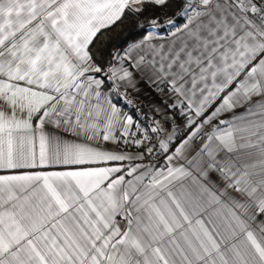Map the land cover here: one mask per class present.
<instances>
[{
	"label": "snow or ice",
	"instance_id": "snow-or-ice-1",
	"mask_svg": "<svg viewBox=\"0 0 264 264\" xmlns=\"http://www.w3.org/2000/svg\"><path fill=\"white\" fill-rule=\"evenodd\" d=\"M173 3L184 23L168 19L167 24L175 27L171 35L179 43L173 40L156 51L159 60L148 61L149 80L168 86V93L177 96L170 107L187 121L189 132L175 156L202 141L191 159L185 157L195 175L183 166L168 168L166 174L157 171L142 191L133 181H127L128 188L119 187L124 176H111L120 167L0 176V264H264V148L260 170L253 171L250 153L247 159L227 155L253 146H237L234 132L243 129L226 120L213 123L254 96L264 97V0H0V77L7 76V81L0 79V169L142 159L143 152L133 157L63 141L44 126L52 124L86 140L102 136L116 141L118 109L107 98L108 108L100 105L98 89L104 81L89 74L104 72V66L89 45L122 18L138 22L149 10H167ZM159 21L154 15L151 27H160ZM151 39L148 34L133 42L124 56L114 59L139 68L145 58L131 53ZM108 71L109 80L134 87L127 69L110 66ZM233 83L235 88L205 115ZM260 109L264 112V104ZM101 113L105 117L99 122ZM126 122L131 124L132 118ZM207 125L211 131H205ZM163 131L159 123L152 128L153 133ZM121 136H129L127 126ZM149 139L145 135L134 143L151 154ZM168 142L159 141L161 150H169ZM260 142L264 144V135ZM222 151L224 157L219 156ZM184 177H191L197 192L178 198L165 182ZM141 210L147 223L132 215ZM117 215L127 220L123 231ZM213 217L222 220L217 223Z\"/></svg>",
	"mask_w": 264,
	"mask_h": 264
},
{
	"label": "crops",
	"instance_id": "crops-1",
	"mask_svg": "<svg viewBox=\"0 0 264 264\" xmlns=\"http://www.w3.org/2000/svg\"><path fill=\"white\" fill-rule=\"evenodd\" d=\"M172 32H170L167 35H159L156 32L155 28H151L149 30L148 34L152 35V39L147 42V45H145L140 49H135L131 53V55L136 57L137 59L140 56H143L145 58V63L141 64L139 68L131 67V61H125L124 64L121 65L117 60L116 63L113 65L117 69L123 67L124 69H127L132 73V78H133L132 83L134 84V87L128 84L127 81H119L118 79L115 78L113 80L108 79L113 88L115 87L116 84L120 85L116 89L121 92L122 97L125 101L126 100L136 101L138 104L142 105V107L147 113V116L151 120L150 123L152 124V128L156 127L157 124L159 123V125L165 129V131L163 132L156 133V135L158 136V142L155 144V148H154V150H158L162 153L161 162L156 163L155 165H150L146 162L148 153L144 150L142 146H137L134 143L135 140H139V139L135 138L134 135L133 118L129 113H126L122 110L121 106L112 99V97L110 96L108 91L104 89L102 84L100 89H98L101 92L100 105L103 108H108V104L106 102V98H107L118 109V114L116 117V120L118 122L115 123V127H114V135L118 138L116 141L113 140L104 141L102 139V136L97 138L96 140H86L84 137L78 138L71 133H64L62 130L56 129L52 124H45L44 126L45 132L48 133L50 136H59L61 140L70 143H83L93 148H100L109 151H117L133 157L143 152L144 154L142 159H126L124 161H108V162L91 163V164L90 163L50 164V165L38 166L36 168H15V169L5 168V169H0V176L21 175L28 172H40V171L63 172V171L84 170L87 168H94V167H120L122 169L121 172L114 173L111 176L112 179L120 175L124 176L125 183L119 187L121 189L128 188L127 181H133V184L137 186L138 190L142 191L144 185L150 184L151 177L157 171H163L166 174L168 168L183 166L186 169L192 170L193 174L195 175L194 167L188 164L187 159H185V157L191 159V157L194 156L195 153L200 149L202 142L200 146L196 149H193L190 144V146L185 151L184 156H179V157L175 156V148L179 146V143L187 136L189 132V129L186 127L187 121L184 117L178 115V109L170 107V105L174 102V100L177 99V96L175 94L168 93V86L159 81L152 83L149 80V77L152 76V70H151V65L148 64V61L152 59L159 60V56L156 55V51H159L161 46H163L164 49H167V47L173 40H176V42L179 43L177 37L171 35ZM130 45H128L125 48V50L120 56L125 55L126 50L129 48ZM148 45H151V48H149ZM119 74L120 73L118 72V75ZM89 75H93L95 76L96 79L102 80V78L99 77L97 73H90ZM109 75H111V73L108 71L107 77ZM0 79L7 81V76L0 77ZM12 83L18 84L21 87L27 86L24 81H14ZM235 86H236L235 83H233L227 89H225L224 92L220 93L219 96L214 101H212L211 107L208 108L205 115H207L209 112L214 110V108L217 107L222 101L223 96L226 95L233 88H235ZM32 87L35 88L36 86L33 85ZM161 89L163 91H161ZM90 99L92 100L93 104L96 103V98L94 95L91 96ZM0 103H2V101H0ZM260 104H264V97L254 96L251 102L245 103L241 106L234 107L228 111L223 112L219 116L218 120L213 122L215 124H218L219 120H226L234 124L236 127L243 129V131L241 132H234V136L237 138V146L240 143H249V142L253 146L244 147V148L237 147V150L235 152L227 153V155L233 157L241 156L242 158L247 159L246 154L250 153L251 160H249V163H254L256 165V167L252 170L257 172L260 170L259 161L262 158L261 149L264 148V144L260 142V136L264 135V112L261 111ZM249 109L251 111H249ZM93 112L95 114V109H93ZM17 115L18 116L21 115L19 109H17ZM129 116L132 118L131 124H127L126 122V117ZM104 117H105V113H101L99 122H102L104 120ZM124 126L128 127L129 130L128 137L121 136V132L123 131ZM35 127H36V121L35 119H33V128ZM220 127L228 128L229 125H220ZM211 128L212 126L209 125L208 131H211ZM253 132H255L256 135H252ZM169 135L173 136V139L170 142L167 141V137ZM240 137L244 138L243 141L240 139ZM124 140H128L129 143L125 144ZM160 140H165L166 142H168L169 150L167 152L161 150L159 145ZM35 145L38 154V150H39L38 136L36 138ZM147 146L150 147L149 144H147ZM225 155L226 153L224 151L219 153L220 157H224ZM168 156H173V159L170 162L167 159ZM133 167H137V170L133 172L131 175H129L128 173ZM144 173H147V175L144 176L143 180L137 181L135 179L136 176L142 175ZM212 175L215 178V174ZM106 183L107 182H105V186ZM165 183H167L168 190H171L174 194L178 196V198L181 195L187 196L189 193L196 194L197 192V186L193 183L191 177L172 179L171 183L168 182ZM128 190L131 192L130 188ZM160 195L162 197L167 198L166 191H161ZM221 212L227 213V209L222 208ZM132 215L133 217L140 215L144 217V223L148 222L147 214L143 210H141L140 213L133 211ZM213 218L217 220V223H220L222 220V217H213ZM115 221L122 231L127 228V220H125L122 215H117L115 217ZM133 226H135V220Z\"/></svg>",
	"mask_w": 264,
	"mask_h": 264
},
{
	"label": "trees",
	"instance_id": "trees-1",
	"mask_svg": "<svg viewBox=\"0 0 264 264\" xmlns=\"http://www.w3.org/2000/svg\"><path fill=\"white\" fill-rule=\"evenodd\" d=\"M178 2H182V0H178ZM177 12V4L173 3L167 10H149L147 15L141 16L138 22H133L131 17L122 18L115 24L101 30L94 39L93 44L89 46L94 58L104 66V72L97 73L104 81V89L108 91L112 99L121 106L124 112L131 115L134 125L141 124L145 127L151 120L142 105L136 101L124 100V102L114 96L113 87L107 77L108 69L116 63L115 56H120L128 45L140 41L148 34L149 30L153 28L150 25V20L154 15L160 16L159 23L161 26L155 28L159 35H167L175 30L173 25L167 24L168 19L174 20L177 25H182L184 20L176 15Z\"/></svg>",
	"mask_w": 264,
	"mask_h": 264
},
{
	"label": "built area",
	"instance_id": "built-area-1",
	"mask_svg": "<svg viewBox=\"0 0 264 264\" xmlns=\"http://www.w3.org/2000/svg\"><path fill=\"white\" fill-rule=\"evenodd\" d=\"M113 94L116 98L123 99L122 94L119 90L113 91ZM125 102V101H124ZM209 125L205 126V131H208ZM135 138L142 140L145 135H147L150 139L146 142L153 148L151 154L148 153V157L146 158V162L150 165H155L156 163L161 162L162 160V153L158 150H154L155 144L158 142V136L156 133L152 132V124L149 122L145 127L141 124H136L133 127ZM201 140L197 139L191 143L193 149H196L200 146Z\"/></svg>",
	"mask_w": 264,
	"mask_h": 264
}]
</instances>
